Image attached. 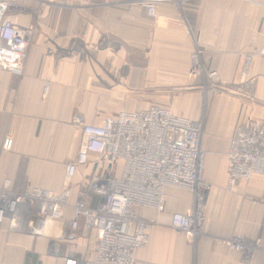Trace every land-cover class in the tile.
<instances>
[{
  "label": "crops",
  "instance_id": "crops-1",
  "mask_svg": "<svg viewBox=\"0 0 264 264\" xmlns=\"http://www.w3.org/2000/svg\"><path fill=\"white\" fill-rule=\"evenodd\" d=\"M7 17L32 27L23 72L0 68V186L9 178L23 193L34 187L70 197L61 219L37 232L0 223V264H63L88 259L95 231L71 227L72 205L96 207L92 175L117 177L122 163L94 155L67 179L82 137L78 123L98 124L121 112L163 105L202 121L206 152L205 224L198 235L171 226L174 212L191 211L193 196L167 186L164 210L139 208L148 242L135 264H264V175L227 187L229 138L239 124L264 120V59L242 75L245 56L264 44V0H161L149 16L141 0H11ZM201 51L203 70L191 72ZM215 70L213 80L207 71ZM12 147L3 149L5 138ZM242 240L250 255L234 249Z\"/></svg>",
  "mask_w": 264,
  "mask_h": 264
},
{
  "label": "built area",
  "instance_id": "built-area-1",
  "mask_svg": "<svg viewBox=\"0 0 264 264\" xmlns=\"http://www.w3.org/2000/svg\"><path fill=\"white\" fill-rule=\"evenodd\" d=\"M161 0H141L149 16L156 13ZM11 0H0V68L12 73L23 72V57L33 37L32 27L18 24L8 17L15 9ZM201 51L191 54V72L203 70ZM255 57L264 59V44L248 53L242 75L248 74ZM208 77L217 79L215 70ZM82 137L77 154L66 167L71 179L77 167L89 162L91 155L100 163L121 161L117 177L92 175L90 190L101 196L96 207L84 199L72 205V228L81 227L83 234L95 231L96 246L88 259L80 261L69 255L63 264H135L136 252L148 242V222L139 208L164 210V189L173 186L186 189L193 196L191 211L174 212L171 226L191 235L203 231L205 215L204 192L209 183L204 178L206 152L202 147V123L174 114L163 105L121 112L105 117L98 124L78 123ZM3 149L12 147V139L3 141ZM227 157V187L254 175H264V120L252 118L235 127L229 138ZM70 197L68 188L57 192L34 187L23 193L13 188L6 178L0 186V223L8 219L21 232H37L46 219H61ZM231 246L250 255L252 247L242 240Z\"/></svg>",
  "mask_w": 264,
  "mask_h": 264
},
{
  "label": "rangeland",
  "instance_id": "rangeland-1",
  "mask_svg": "<svg viewBox=\"0 0 264 264\" xmlns=\"http://www.w3.org/2000/svg\"><path fill=\"white\" fill-rule=\"evenodd\" d=\"M201 123H202V121H200ZM203 124V123H202ZM205 178V177H204ZM204 193H206V192H204Z\"/></svg>",
  "mask_w": 264,
  "mask_h": 264
},
{
  "label": "water",
  "instance_id": "water-1",
  "mask_svg": "<svg viewBox=\"0 0 264 264\" xmlns=\"http://www.w3.org/2000/svg\"><path fill=\"white\" fill-rule=\"evenodd\" d=\"M205 194V193H204Z\"/></svg>",
  "mask_w": 264,
  "mask_h": 264
}]
</instances>
